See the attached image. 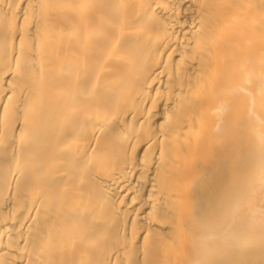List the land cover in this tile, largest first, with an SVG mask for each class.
Segmentation results:
<instances>
[{"label": "bare ground", "instance_id": "obj_1", "mask_svg": "<svg viewBox=\"0 0 264 264\" xmlns=\"http://www.w3.org/2000/svg\"><path fill=\"white\" fill-rule=\"evenodd\" d=\"M0 264H264V0H0Z\"/></svg>", "mask_w": 264, "mask_h": 264}]
</instances>
